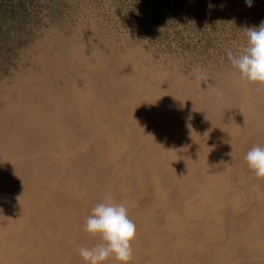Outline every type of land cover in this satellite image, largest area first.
Returning a JSON list of instances; mask_svg holds the SVG:
<instances>
[{
	"label": "rangeland",
	"instance_id": "obj_1",
	"mask_svg": "<svg viewBox=\"0 0 264 264\" xmlns=\"http://www.w3.org/2000/svg\"><path fill=\"white\" fill-rule=\"evenodd\" d=\"M261 22L264 0H0V264H85L109 200L129 264H264V85L227 56Z\"/></svg>",
	"mask_w": 264,
	"mask_h": 264
},
{
	"label": "clouds",
	"instance_id": "obj_2",
	"mask_svg": "<svg viewBox=\"0 0 264 264\" xmlns=\"http://www.w3.org/2000/svg\"><path fill=\"white\" fill-rule=\"evenodd\" d=\"M246 3L251 7L252 0H246ZM245 34L247 45L238 54L228 50V59L242 80L264 85V22L259 27L246 29ZM206 80L203 72L197 73L198 84ZM261 90L264 89H258ZM244 160L257 179H264V147L253 146ZM83 230L92 237H98L93 246H81L78 250L85 264H106L110 259L117 264H129L132 260L136 225L123 203L109 200L95 204L85 219Z\"/></svg>",
	"mask_w": 264,
	"mask_h": 264
},
{
	"label": "bare ground",
	"instance_id": "obj_3",
	"mask_svg": "<svg viewBox=\"0 0 264 264\" xmlns=\"http://www.w3.org/2000/svg\"><path fill=\"white\" fill-rule=\"evenodd\" d=\"M118 62V61H117ZM33 117V116H32ZM31 117V118H32ZM227 119V118H226ZM11 137V136H10ZM11 139V138H10ZM186 166V165H185ZM18 171V170H17ZM21 174V173H20ZM214 180V179H213ZM72 182V181H71ZM2 183V182H1ZM39 188V187H38ZM45 189V188H44ZM2 193V192H1ZM39 193V192H38ZM1 195V194H0ZM40 195H42L41 193H40ZM66 196V195H65ZM96 195H94V197H95ZM119 196V195H118ZM52 197V196H51ZM71 197V196H70ZM77 197V196H76ZM91 197V196H90ZM78 198V197H77ZM49 199V198H48ZM58 199V198H57ZM65 199H67L66 197H65ZM34 201V200H33ZM55 201H57L56 199H55ZM61 202V201H60ZM56 203V202H55ZM1 204V203H0ZM218 204V203H217ZM68 208V207H67ZM214 208V207H213ZM34 209V208H33ZM74 209V208H73ZM7 212V211H6ZM13 212V211H12ZM56 212H58V210L56 211ZM213 212V211H212ZM5 213V212H4ZM23 213V212H22ZM75 213V212H74ZM19 215H20V213H19ZM27 215V214H26ZM206 215V214H205ZM208 215V214H207ZM207 215H206V218H207ZM16 216V215H15ZM25 216V215H24ZM68 216V215H67ZM8 218V217H7ZM26 218V217H25ZM58 218V217H57ZM209 218V217H208ZM211 218V217H210ZM51 219H53V218H51ZM70 219V218H69ZM215 219V218H214ZM72 220V219H71ZM9 221V220H8ZM61 221V220H60ZM63 221V220H62ZM53 222V221H52ZM62 223V222H61ZM28 224V223H27ZM37 225V224H36ZM29 226V225H28ZM34 227V226H33ZM69 227V226H68ZM28 228V227H27ZM41 228V227H40ZM208 228H210V226L208 227ZM214 228V227H213ZM211 229V228H210ZM46 230V229H45ZM61 230V229H60ZM70 230V229H69ZM68 231V230H67ZM36 232V231H35ZM59 232V231H58ZM191 232V231H190ZM189 232V233H190ZM39 233V232H38ZM56 233V232H55ZM192 233V232H191ZM216 234V233H215ZM36 235V234H35ZM69 235V234H68ZM144 235V234H143ZM146 235V234H145ZM190 235V234H189ZM200 235V234H199ZM202 235V234H201ZM183 236V235H182ZM198 236V235H197ZM180 237H181V235H180ZM190 236H187V238H189ZM173 238V237H172ZM192 238V237H191ZM198 238V237H197ZM179 239H181L182 240V238H179ZM184 239V238H183ZM195 239H196V237H195ZM199 239V238H198ZM174 240V239H173ZM30 241V240H29ZM63 241V240H62ZM62 241H60V243L62 242ZM65 241V240H64ZM33 242V241H32ZM94 242V241H93ZM92 242V243H93ZM183 243V242H182ZM196 243V242H195ZM61 244H63V243H61ZM197 244V243H196ZM206 246L207 245H205V248H204V246H202L205 250H207L208 248H206ZM22 247V246H21ZM26 247V246H25ZM60 247V246H59ZM74 247V246H73ZM65 248H67V247H65ZM76 248V247H75ZM58 249H61V247L60 248H58ZM56 250H57V248H56ZM67 250V249H66ZM53 252V251H52ZM51 252V253H52ZM60 252H62V251H60ZM63 253V252H62ZM50 254V253H49ZM203 254H205V253H203ZM42 255V254H41ZM59 255V254H58ZM63 255H64V253H63ZM211 254H209V256H210ZM27 256V255H26ZM60 256V255H59ZM204 256H206V254L204 255ZM208 256V257H209ZM45 257V256H44ZM59 258V257H58ZM205 259V258H204ZM207 259V258H206ZM205 259V260H206ZM209 259V258H208ZM39 260V259H38ZM45 260V259H44ZM18 261V260H17ZM42 261V260H41ZM52 261V260H51ZM19 263V262H18ZM33 263V262H32ZM30 264V263H29ZM35 264V263H34ZM49 264V263H48Z\"/></svg>",
	"mask_w": 264,
	"mask_h": 264
}]
</instances>
